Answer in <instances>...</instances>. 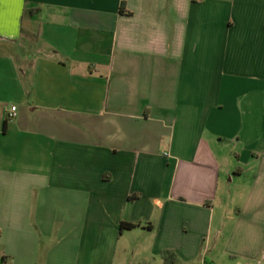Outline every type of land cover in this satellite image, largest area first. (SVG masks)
<instances>
[{"label":"crops","instance_id":"crops-1","mask_svg":"<svg viewBox=\"0 0 264 264\" xmlns=\"http://www.w3.org/2000/svg\"><path fill=\"white\" fill-rule=\"evenodd\" d=\"M0 264H264V0H4Z\"/></svg>","mask_w":264,"mask_h":264},{"label":"trees","instance_id":"trees-1","mask_svg":"<svg viewBox=\"0 0 264 264\" xmlns=\"http://www.w3.org/2000/svg\"><path fill=\"white\" fill-rule=\"evenodd\" d=\"M135 228L136 227L131 225V224H125V223L120 224V230L121 231H130V230H133Z\"/></svg>","mask_w":264,"mask_h":264},{"label":"built area","instance_id":"built-area-1","mask_svg":"<svg viewBox=\"0 0 264 264\" xmlns=\"http://www.w3.org/2000/svg\"><path fill=\"white\" fill-rule=\"evenodd\" d=\"M16 108L12 107L9 116V119H13L15 117Z\"/></svg>","mask_w":264,"mask_h":264},{"label":"snow or ice","instance_id":"snow-or-ice-1","mask_svg":"<svg viewBox=\"0 0 264 264\" xmlns=\"http://www.w3.org/2000/svg\"><path fill=\"white\" fill-rule=\"evenodd\" d=\"M4 2V0H0V4H2Z\"/></svg>","mask_w":264,"mask_h":264}]
</instances>
